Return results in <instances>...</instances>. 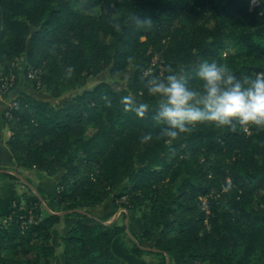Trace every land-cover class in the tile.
Returning <instances> with one entry per match:
<instances>
[{
  "label": "trees",
  "instance_id": "16d2710c",
  "mask_svg": "<svg viewBox=\"0 0 264 264\" xmlns=\"http://www.w3.org/2000/svg\"><path fill=\"white\" fill-rule=\"evenodd\" d=\"M252 1L0 0V94L21 73L55 98L76 90L56 105L19 92L4 113L18 168L61 176L46 199L2 173L25 192L2 215L0 264H54L53 231L68 217L63 264H124L114 243L126 227L88 213L110 197L140 215V244L153 250L134 244L132 254L157 256L149 264H264V128L205 123L157 139L146 87V73L168 66L196 86L202 59L237 76L264 72V0ZM102 74L125 88H86ZM128 96L152 110L125 109Z\"/></svg>",
  "mask_w": 264,
  "mask_h": 264
},
{
  "label": "clouds",
  "instance_id": "9594fccd",
  "mask_svg": "<svg viewBox=\"0 0 264 264\" xmlns=\"http://www.w3.org/2000/svg\"><path fill=\"white\" fill-rule=\"evenodd\" d=\"M133 58L129 57L132 62ZM198 85L168 66L158 75L146 73L149 96L156 101L153 119L163 125L161 136L169 143L200 124L216 127L264 128V72L237 76L224 63L202 59L196 71ZM125 109L144 117L153 106L124 98ZM153 140L151 133L143 142Z\"/></svg>",
  "mask_w": 264,
  "mask_h": 264
},
{
  "label": "rangeland",
  "instance_id": "374dc122",
  "mask_svg": "<svg viewBox=\"0 0 264 264\" xmlns=\"http://www.w3.org/2000/svg\"><path fill=\"white\" fill-rule=\"evenodd\" d=\"M94 14L99 16L101 14V9L96 8L94 10ZM154 62L157 63L158 58H155ZM103 80L111 82L116 89L125 88L126 86V83L123 80H119V79L113 80L110 77H108L106 74H102L101 76H98L93 81H91L86 86V88L87 87L90 88L94 86L95 84H97L98 82L103 81ZM17 86L23 87V89L28 88L27 90L30 91L29 94L33 95L34 97L42 101L51 102L53 105L63 104L69 99L71 94H73L76 91V90H72L71 92H67L61 95L59 98H55L53 94L47 89L35 88L32 85V83H30V81H28L22 73L19 74ZM16 96H17L16 90H13V92L10 94L9 93L6 95L0 94V98L7 101L9 105V109H11L12 104H13L12 101L16 98ZM38 175H41V174H38ZM113 200L114 198L110 197L102 206L94 208V209H89L88 213L90 215L97 217L98 219L103 220L105 225L119 224L121 226L123 225L126 227V233L124 235L119 236L115 240L114 251L116 252V254L119 257H121V260L124 264H145V263L149 264L154 261H157V256L155 255L154 256L148 255L147 257H143L140 259L135 258L133 256L132 250L134 248V244H139V245H142L143 247L153 249V243L140 244L141 241H139V238H138L142 234V221H141L140 215L137 212L132 214V213L127 212L125 209L116 208ZM61 215H65V213L61 212ZM128 215H129V219L127 217ZM69 218L70 217H68L67 219ZM70 219H74V218H70ZM66 220L64 218L63 221L53 231V244L55 245L57 249V256L55 258L54 264H63L64 259H63V255L61 254L60 237L64 235L69 229L68 223L65 222Z\"/></svg>",
  "mask_w": 264,
  "mask_h": 264
},
{
  "label": "crops",
  "instance_id": "0c3cea01",
  "mask_svg": "<svg viewBox=\"0 0 264 264\" xmlns=\"http://www.w3.org/2000/svg\"><path fill=\"white\" fill-rule=\"evenodd\" d=\"M17 87L15 89L17 94L19 92L29 91L27 90L28 88L23 89V87ZM28 93H30V91ZM8 109L9 105L7 101L0 98V171H2L3 173H20V178L27 184L32 186L35 192L46 199H52L55 194L56 184L59 181L61 175L58 174L56 176L50 177L45 176L44 174L38 175L33 170L25 171L18 168L15 160L13 159L11 150L7 144L11 136V132L6 121L4 120V113ZM24 192V188L19 183L10 180L9 178L3 176L2 173H0V221L2 219V215L7 213L12 208L13 202L19 199ZM133 213L135 212H132V214ZM127 217L129 219V215ZM66 219L67 218H65V220ZM65 222L68 223L70 228L75 221L74 219L69 218ZM142 248L153 250L147 247Z\"/></svg>",
  "mask_w": 264,
  "mask_h": 264
},
{
  "label": "built area",
  "instance_id": "2783aa9c",
  "mask_svg": "<svg viewBox=\"0 0 264 264\" xmlns=\"http://www.w3.org/2000/svg\"><path fill=\"white\" fill-rule=\"evenodd\" d=\"M257 5H258L257 1L256 0H253L252 1V7H255ZM30 77H33V75L31 74ZM13 81H14V78L13 77L10 78V79H8V78L5 79V82L2 85V91H3L4 95L7 94L10 91V89L13 87Z\"/></svg>",
  "mask_w": 264,
  "mask_h": 264
},
{
  "label": "water",
  "instance_id": "95a60500",
  "mask_svg": "<svg viewBox=\"0 0 264 264\" xmlns=\"http://www.w3.org/2000/svg\"><path fill=\"white\" fill-rule=\"evenodd\" d=\"M0 173H3L2 171H0ZM15 174V173H14ZM37 193V192H36ZM38 194V193H37ZM39 195V194H38ZM168 264H170L169 260H168Z\"/></svg>",
  "mask_w": 264,
  "mask_h": 264
}]
</instances>
